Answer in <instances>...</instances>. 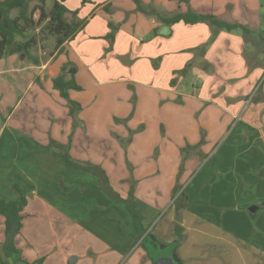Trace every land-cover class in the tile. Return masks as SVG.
Listing matches in <instances>:
<instances>
[{
    "label": "crops",
    "instance_id": "1",
    "mask_svg": "<svg viewBox=\"0 0 264 264\" xmlns=\"http://www.w3.org/2000/svg\"><path fill=\"white\" fill-rule=\"evenodd\" d=\"M140 1L148 11L193 9L251 31L217 30L205 22L168 25L135 0H66L73 12L69 21L78 22L79 29L46 57L36 56L38 64L30 61L34 73L27 89L0 119V196L17 199V185L28 198L24 227L16 236L25 238L28 249L18 248L17 239L15 246L29 263L43 258L42 264H77L86 253L96 255L95 264H120L124 258L123 264H153L138 243L133 245L130 216L103 193L99 177L70 165L59 149L46 148L71 137V157L100 166L126 198L131 185L117 175L124 164L117 163L121 154L113 151L115 139L106 126L113 118H130L145 126L137 137L151 135L144 138L142 157L156 155L154 164L135 171L134 189L153 236L164 243L175 240L170 189L182 165L187 207L181 212L185 238L176 249L181 263L264 264V60L249 47V35L258 28L216 11L230 5L238 12L241 4L235 0ZM112 27L117 30L111 44ZM61 74L81 88L69 90L81 104L75 117L54 86ZM127 84L138 90L133 112ZM73 119L84 127L73 128ZM116 125L114 134H126L122 123ZM98 140L105 141L92 147ZM187 144L193 149L184 163L181 150ZM0 226L5 227L1 214ZM71 229L85 235L74 233L70 242ZM70 255L77 257L68 260Z\"/></svg>",
    "mask_w": 264,
    "mask_h": 264
},
{
    "label": "trees",
    "instance_id": "2",
    "mask_svg": "<svg viewBox=\"0 0 264 264\" xmlns=\"http://www.w3.org/2000/svg\"><path fill=\"white\" fill-rule=\"evenodd\" d=\"M33 1H36L37 3L31 7V3ZM48 1L49 0H0V59L20 54L26 59H29L32 63L38 64L40 60L32 53V49L37 45L36 38L32 36L28 40L22 42L18 41V36H26V33L31 28L36 29L41 27L43 23H45L48 33L55 37L56 48L62 45L66 40L74 37L75 33L79 29V23L68 20L67 14L73 12L65 4L66 0H53V4L49 10L47 9ZM86 1L88 0H82V2ZM135 1L138 3L139 8L146 10L144 11L147 12L148 15H153L161 22L168 25H173L180 21L187 24L205 22L213 29L217 30L223 29L226 31H234L241 29L246 32L251 31L241 24H229L214 14L198 13L193 9H189L187 12H177L174 14H168L166 12L155 10V8L148 11L146 6L140 0ZM151 7L152 6H150V8ZM14 10H17V14L15 16L12 15ZM37 12H39L38 18L35 15ZM116 30L117 27H112L111 32L107 35V39L111 41V44L114 40ZM181 71H186V68ZM54 86L67 100L70 108V114L75 117L81 110V104L70 98L69 90H80V86L75 83L73 78L67 79L64 74L58 75L54 78ZM56 145V143H52L50 146L57 147ZM65 148V151L61 154L64 158H66V161L70 165L96 174L99 177V185L112 202L124 205L133 226V236L135 238L133 245L138 243L140 246H144L149 258L153 261V264L157 258L163 255H172L177 264H182L179 262L180 259L177 257V247L174 249L173 247H168V244H165L163 247H148L147 241L150 240V237L154 238L155 236H153L152 232L145 227L143 214L135 201L134 189L137 180L133 181L129 195L126 198H123L119 192L114 189L107 173L100 166L74 160L69 154V146H66ZM184 149L185 148L181 150L183 160H185L190 154V152L185 151L186 149ZM60 150L62 149L60 148ZM62 184L61 180V187ZM62 188L64 189V186ZM14 190L18 193V198L15 200L8 201L0 196V214L5 218L4 231L6 235V241L3 243L5 255L2 256L10 258L15 264H18L25 260L22 258L21 250L15 246V239L18 234H21L24 227L23 212L28 204V198L25 192L17 185L14 186ZM173 198V203L176 208V221L173 223L171 231L177 238L176 241L179 245L185 238L183 233L184 228L181 225V212L187 207V202L185 201L186 195L180 188L174 191ZM155 241H159V239L157 238ZM0 260L2 264H6V262H4L5 258L0 256ZM36 262L42 264L43 258H40Z\"/></svg>",
    "mask_w": 264,
    "mask_h": 264
},
{
    "label": "rangeland",
    "instance_id": "3",
    "mask_svg": "<svg viewBox=\"0 0 264 264\" xmlns=\"http://www.w3.org/2000/svg\"><path fill=\"white\" fill-rule=\"evenodd\" d=\"M235 2L238 5L241 4V6L238 7L239 8L238 12H234L233 8H230V5H226L223 8H219L216 11L227 19L236 18L237 21H243V23H245L246 25H253L254 27L258 28V30H255L254 33H251L249 35L252 41V44H250L249 47H251L252 50H256L257 53H259V57L262 59L261 63H263V60H264V39H263L264 38V0H235ZM35 3L37 2L33 1L31 3V7H33ZM244 3H246L247 6L249 7L248 9L249 11L247 10V8L244 9L245 8ZM52 4H53V0H49L47 2L48 10L51 9ZM16 14H17V10H14L12 12V15L15 16ZM35 15L38 18L39 12H37ZM71 17H72L71 14H67L68 20H70ZM32 36L36 38V42H37V45L32 49V53L34 55L38 57L39 56L46 57L50 53L51 50H55L54 45H56L55 44L56 39L52 34L48 33V30L45 27V23H43L41 27H38L36 29L31 28L26 33V36H18V41H22V42L26 41ZM23 67H25V69H23ZM29 67H30L29 59L24 58L20 54L7 56V57L0 59V119H2V114L6 115L9 107L13 106L16 103V101H18V99L24 94L25 90L27 89L28 84L30 83V79L33 77V73H34V71L32 69H29ZM127 87H128L127 90H128V96H129L128 103L132 104V112H133V110H135L134 106L138 100L137 99L138 90L132 84H127ZM121 93L122 92L118 91L116 92L115 96ZM253 96L254 94L252 95L251 99L253 98ZM150 101L152 102L153 100H150ZM152 112H154V110H151L148 113H152ZM131 116H133V114ZM129 120L130 118L126 120L113 118L110 128L108 126H106V128L108 129V131L112 132L110 135H112L115 139V141H113L115 145V148L113 151L114 152L118 151L121 154L120 155L121 158L120 156L116 157L117 163L120 164L121 163L120 159H122V162L124 164V173L118 172L117 175L119 176V178L120 177L127 178L126 181L129 182V185H132L133 181L136 180L135 176L138 175V173H135V171L145 170L144 164L147 162L150 163L151 165L154 164L156 161V155L153 152L151 153V156L147 155L144 158L142 157L143 152L147 149V140L145 141L144 138H149L151 135H148V137H144L143 139L137 137L138 133H141L144 130L145 126L142 125V122H136L134 124H137V125H134L133 123H131V121L129 122ZM118 123H122L121 127L122 129L126 131V134H119V135L114 134V132L119 131L116 125ZM83 125L84 124L81 121H78V120L76 121L73 119V128L76 129L78 127H84ZM83 131L86 132V129H83ZM70 138L71 137H69L68 141L65 142L64 144L61 142H57L56 143L57 147L55 148L59 149V152L62 153L63 151H65L66 149L65 147L68 146V144L70 143ZM83 141L84 142L86 141L84 134H83ZM104 141L105 140H98L97 142H93L92 147H96V145L101 146ZM50 145L51 144H48L46 148H50ZM198 146L199 144L196 147ZM60 148L62 150H60ZM108 148H111L109 147V143H108ZM184 148L186 149L184 150L188 152H190L193 149L190 144H187ZM127 152H129V156L127 155ZM186 159L185 160L182 159V161L185 163ZM183 172H184V166L181 165L178 168V173L176 174L177 183L175 187L170 189L172 197L176 189H179V188L183 189L182 187L185 186V184H183L184 182L181 181V178L184 175ZM99 187L101 186L99 185ZM67 189L68 188H64L63 190H67ZM168 196L169 194L167 196L163 195L162 199L168 200ZM169 205H170V202L169 204H167L165 209H167ZM88 206L90 207V205ZM37 222H40V221H37ZM3 228L4 226L3 227L0 226V239L2 238L1 236H5V241H6V235L3 231ZM71 230L72 231L68 232L70 234V240H69L70 242L75 241L74 233H77L78 235H81V236L85 235L80 229H78L77 231L74 229H71ZM174 238L175 240L173 242L164 243L161 241H155L157 240V238L155 237L154 238L150 237V240L147 241V245L148 247L151 248L152 246L163 247L165 244H168V247H173L175 249L178 245V242L176 241L177 238L175 236ZM16 239L19 240L18 248L25 247V251H26L28 249V245H26L25 243V238L23 239V237L19 236ZM22 242L23 244H21ZM141 247L145 250L144 246H141ZM76 251L83 253L81 252L80 248H77ZM2 255H5V250H4V245L1 243L0 244V256L3 257ZM138 255L141 257L140 252L138 253ZM72 257H77V256L70 255L68 257V260H70ZM147 257L149 258L148 254H147ZM95 258H96L95 254L86 255V253H84L83 255L81 254V257L77 264H95ZM124 260L125 258L121 260L122 262L120 264H123ZM179 262H181V260H179ZM0 264H2L1 261H0Z\"/></svg>",
    "mask_w": 264,
    "mask_h": 264
},
{
    "label": "water",
    "instance_id": "4",
    "mask_svg": "<svg viewBox=\"0 0 264 264\" xmlns=\"http://www.w3.org/2000/svg\"><path fill=\"white\" fill-rule=\"evenodd\" d=\"M251 210L255 211L256 208L253 206L251 207ZM18 264H39L38 262L29 263L27 261H22ZM72 264V263H71ZM154 264H177L174 257L172 255H164L157 258L154 262Z\"/></svg>",
    "mask_w": 264,
    "mask_h": 264
},
{
    "label": "flooded vegetation",
    "instance_id": "5",
    "mask_svg": "<svg viewBox=\"0 0 264 264\" xmlns=\"http://www.w3.org/2000/svg\"><path fill=\"white\" fill-rule=\"evenodd\" d=\"M164 256V255H163Z\"/></svg>",
    "mask_w": 264,
    "mask_h": 264
}]
</instances>
